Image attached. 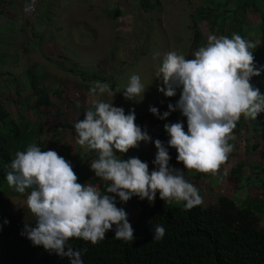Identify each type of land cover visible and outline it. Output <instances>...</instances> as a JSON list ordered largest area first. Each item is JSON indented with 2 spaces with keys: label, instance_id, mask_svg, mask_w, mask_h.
<instances>
[{
  "label": "rangeland",
  "instance_id": "374dc122",
  "mask_svg": "<svg viewBox=\"0 0 264 264\" xmlns=\"http://www.w3.org/2000/svg\"><path fill=\"white\" fill-rule=\"evenodd\" d=\"M224 1L154 0L156 5L147 11L138 0H31L28 7L25 0H1L0 102L9 105L6 109L14 124L27 132V139L20 143H26L22 151L29 144L55 150L71 166H84L90 174L86 183L103 194L107 182L95 177L89 167L97 158L96 151L76 142L74 123L84 118L93 99L112 101L135 114L149 112V106L160 108L169 98L158 91L163 85L155 78L163 56L174 51L190 59L209 35L231 37L235 33L234 18L224 10H236L242 0H226V6ZM260 9L249 10L243 25L246 34L257 40L263 37L264 3ZM201 10L206 17H201ZM240 14L238 9L239 18ZM29 69L49 92V107L36 104ZM132 74L146 87L143 95L136 97L139 101L122 95ZM95 81L108 83L114 96L90 95L89 87ZM182 127L186 132L187 125L182 123ZM145 131L150 140L139 142L131 157L147 162L152 171L156 153L152 140L158 139V134L151 125H146ZM232 136L229 143L233 150L214 175L185 169L182 163L172 167L183 171L184 179L198 189L203 204L225 195L239 205L258 207L264 221V188L255 185L254 177L249 179L264 170V139L250 132ZM114 152L120 158L121 154ZM1 193L19 218L33 219L25 203L28 193L14 195L8 185ZM147 201L136 196L127 201L132 221Z\"/></svg>",
  "mask_w": 264,
  "mask_h": 264
},
{
  "label": "clouds",
  "instance_id": "9594fccd",
  "mask_svg": "<svg viewBox=\"0 0 264 264\" xmlns=\"http://www.w3.org/2000/svg\"><path fill=\"white\" fill-rule=\"evenodd\" d=\"M253 47L236 33L231 37L209 35L190 59L174 51L163 56L155 76L163 85L158 91L172 97L179 89V98L163 113L154 106L148 110L160 119L176 109L186 117V132L179 121L163 125L169 137L167 145L175 148V159L185 169L214 175L233 150L229 141L241 115L255 120L264 112V94L249 83L264 70L254 63ZM145 89L140 77L132 74L122 95L139 101L136 97ZM88 91L95 97L115 94L108 83L100 81L93 82ZM134 120V110L125 114L123 107L114 106L112 101L93 99L84 118L74 123L76 142L96 151L97 158L89 167L95 177L107 182L103 195L96 187L77 182L70 162L55 150L42 151L29 144L25 150L16 151L5 179L18 193L32 189L25 203L35 217V226L25 223L20 234L33 246L67 257L68 264H83L82 253L69 245L70 238L96 244L115 226L113 238L125 242L134 239L127 213L117 207V199L123 203L136 196L151 203L158 192L164 202H183L185 209L202 203L198 189L184 179L183 171L169 164L168 147L161 140H152L156 148L152 171L137 157L117 158L114 150L126 153L139 142L150 140ZM150 230L153 240L162 239L165 233L162 225Z\"/></svg>",
  "mask_w": 264,
  "mask_h": 264
},
{
  "label": "trees",
  "instance_id": "16d2710c",
  "mask_svg": "<svg viewBox=\"0 0 264 264\" xmlns=\"http://www.w3.org/2000/svg\"><path fill=\"white\" fill-rule=\"evenodd\" d=\"M138 2L147 11L156 5L154 0ZM262 3L264 0H242L236 10H224L227 15L234 18L235 33L254 45L250 51L257 67L264 66V17L261 15L263 37L259 40L248 36L243 30V25L246 23L249 10L261 12ZM222 5L226 6L227 1L225 0ZM238 9L241 18L237 16ZM200 15L206 17L203 10L200 11ZM28 75L31 91L37 100L36 104L49 107L52 101L45 85L38 80L32 69L28 70ZM102 80L107 81L106 78ZM249 83L264 94V70L259 75L252 76ZM178 98L179 89L176 95L169 97L158 108V113L168 111L167 105L169 103L175 105ZM6 106L9 105L0 102V264H68L67 257H60L42 246H33L20 234L25 223L35 226V217L27 221L19 218L13 212L10 202L1 193V189L8 185L5 174L11 170L10 161L16 151H22L26 143L22 145L20 143L27 139L26 130L14 124ZM178 121L187 125L186 117L182 116L178 109L171 111L164 119L147 112L135 114L134 120L142 131H145L146 125L156 128L158 139L168 147L171 166L182 162L176 161L175 148L167 145L169 137L163 125ZM244 132L264 139V112L258 113L255 120L241 115L232 130V135ZM133 150L134 148H129L126 153H120V158L127 159L133 156ZM57 154L60 155L58 152ZM74 167L72 166V169L76 171L74 173L77 182L85 184L90 174L78 163ZM263 173L264 170H261L256 172V176L249 177V179L254 177L252 181L260 188H264ZM31 190L28 188L25 193H30ZM12 192L14 195L21 194L16 192L14 187ZM117 207H123L126 211L127 219L133 228L134 239L125 242L113 238L115 226L112 230L106 231L105 238L96 244L79 238H70L68 243L74 250L81 251L83 264H264V221L258 207L253 205H239L233 198L219 195L209 205L201 203L191 209H185L183 204L164 202L157 192L153 202L147 201L142 205L134 221L129 216L127 202L121 203L117 199ZM5 219L8 221L7 224H4ZM155 225L164 227L162 239H152L153 233L150 229L154 230Z\"/></svg>",
  "mask_w": 264,
  "mask_h": 264
},
{
  "label": "water",
  "instance_id": "95a60500",
  "mask_svg": "<svg viewBox=\"0 0 264 264\" xmlns=\"http://www.w3.org/2000/svg\"><path fill=\"white\" fill-rule=\"evenodd\" d=\"M30 2H31V0H25V2H24V6H25V7H28L29 4H30Z\"/></svg>",
  "mask_w": 264,
  "mask_h": 264
}]
</instances>
